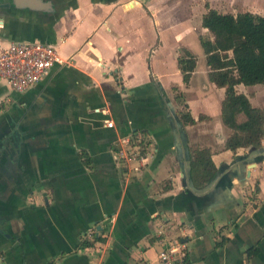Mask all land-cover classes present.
<instances>
[{
    "label": "crops",
    "instance_id": "crops-1",
    "mask_svg": "<svg viewBox=\"0 0 264 264\" xmlns=\"http://www.w3.org/2000/svg\"><path fill=\"white\" fill-rule=\"evenodd\" d=\"M52 1L50 13L0 8V41L48 43L63 61L24 93L0 81V264H158L161 228L183 236L191 264H264V140L224 149L207 7L196 26L159 0ZM182 49L198 59L188 85ZM242 86L264 109V85ZM199 141L218 168L202 190L187 175ZM93 230L101 251L84 246Z\"/></svg>",
    "mask_w": 264,
    "mask_h": 264
},
{
    "label": "trees",
    "instance_id": "trees-1",
    "mask_svg": "<svg viewBox=\"0 0 264 264\" xmlns=\"http://www.w3.org/2000/svg\"><path fill=\"white\" fill-rule=\"evenodd\" d=\"M202 27L207 35L200 36L201 46L210 67L209 79L217 88L225 89L221 116L230 135L225 150L236 153L240 149H261L264 140V109L253 106L248 96L237 90L239 85H264V16L252 12L221 13L206 5ZM197 57L182 49L178 58L185 84L191 82L197 67ZM176 101L182 108L179 115L183 126L197 121L188 110L184 95ZM208 118L201 116L200 120ZM191 179L202 190L210 186L218 175L213 152L207 147H190ZM223 240L219 245H223ZM92 243L85 242L84 246ZM186 264H191L188 257Z\"/></svg>",
    "mask_w": 264,
    "mask_h": 264
},
{
    "label": "built area",
    "instance_id": "built-area-1",
    "mask_svg": "<svg viewBox=\"0 0 264 264\" xmlns=\"http://www.w3.org/2000/svg\"><path fill=\"white\" fill-rule=\"evenodd\" d=\"M60 64H63V61L54 45L41 42L4 43L0 41V81L8 84L14 92H26L42 81L56 65ZM107 126L113 128L115 124L113 121H108ZM131 142L130 137L122 140V143L127 146H130ZM137 151H131L127 155L128 163L139 162L140 147L137 148ZM135 170H139V167H136ZM159 235L164 248L159 252L158 264H186L187 246L183 236H175L164 228L160 229ZM99 238L98 231L93 230L85 237V242L95 244L94 247L97 246L98 251H101Z\"/></svg>",
    "mask_w": 264,
    "mask_h": 264
},
{
    "label": "rangeland",
    "instance_id": "rangeland-1",
    "mask_svg": "<svg viewBox=\"0 0 264 264\" xmlns=\"http://www.w3.org/2000/svg\"><path fill=\"white\" fill-rule=\"evenodd\" d=\"M164 6H174L177 9V16L175 18L181 17L183 10L186 12L191 19L192 25L198 26L199 19L206 12V5L208 4L211 8L218 10L221 13H232L234 15L244 12H252L264 16V0H159ZM198 33L201 32H197ZM206 34V32H204ZM208 64V63H207ZM244 89H249L252 91L255 88H248L242 86ZM263 97L260 96L257 104H261L264 107V92ZM194 145L202 146L204 142L199 141L198 143L192 142ZM220 148V146H218ZM216 148V149H219Z\"/></svg>",
    "mask_w": 264,
    "mask_h": 264
},
{
    "label": "water",
    "instance_id": "water-1",
    "mask_svg": "<svg viewBox=\"0 0 264 264\" xmlns=\"http://www.w3.org/2000/svg\"><path fill=\"white\" fill-rule=\"evenodd\" d=\"M15 7L19 9H29L33 12H43L50 13L54 9V4L52 0H10L8 3H3V0H0V8L2 7ZM190 169L187 171L188 177H191V165L189 164Z\"/></svg>",
    "mask_w": 264,
    "mask_h": 264
}]
</instances>
